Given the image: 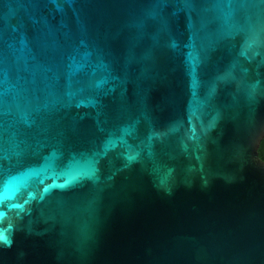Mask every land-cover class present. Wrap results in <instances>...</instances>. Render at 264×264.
I'll return each mask as SVG.
<instances>
[{"label":"water","instance_id":"water-1","mask_svg":"<svg viewBox=\"0 0 264 264\" xmlns=\"http://www.w3.org/2000/svg\"><path fill=\"white\" fill-rule=\"evenodd\" d=\"M263 139L264 6L0 0V264H264Z\"/></svg>","mask_w":264,"mask_h":264},{"label":"snow or ice","instance_id":"snow-or-ice-1","mask_svg":"<svg viewBox=\"0 0 264 264\" xmlns=\"http://www.w3.org/2000/svg\"><path fill=\"white\" fill-rule=\"evenodd\" d=\"M182 2L187 5V6H192L194 5L197 0H182ZM226 2L231 5V3L233 2V0H226ZM253 3L258 4L260 6H264V0H252ZM258 44V41L255 37H250L249 40L247 41V47L249 49L256 47ZM175 45H173L174 47ZM256 55H260L259 52L256 53ZM230 74H226L225 76L219 77L218 79L221 80H225L227 79V76ZM104 83V81H100L97 82V87H100L101 84ZM254 90V89H253ZM216 92V88L213 87L211 89H209L208 95L212 96L214 95ZM80 105L78 104L77 107H79ZM189 125L190 127L186 130L188 133L187 139L189 140H198L199 139V135L196 131V127L194 124H192V120H189ZM216 126V120H212L209 122L207 129H204L203 131L206 133L208 130H210L211 128H214ZM176 131V126L175 125H170L166 130L161 131V132H153L149 135L148 137V141H149V147L151 145V141L153 139V136H161V137H166L171 133H174ZM110 147H115V141L112 140L111 138H109L104 145V153L106 154L108 149ZM141 159V152L140 151H135V152H129L126 156H125V167H129L135 163H138ZM196 159L199 161L201 160V156L197 155ZM202 167V166H201ZM97 168L92 167L89 168L88 170H80V171H74L72 173H69L66 178L64 183L62 184H54L52 185L53 188H59V189H66L69 188L70 186L76 185L78 183H80L82 180H96L98 179L97 176ZM111 179V177H110ZM48 189H45V192H47ZM5 198H10L8 196V193H6L3 190H0V201H2ZM29 203V201H25L24 204H13L10 207L18 209L19 212L17 213V215H20V213H22L24 211V205ZM4 216L3 212H0V217ZM13 241L11 238V226L9 229H4L2 227H0V246H8L10 247L12 245Z\"/></svg>","mask_w":264,"mask_h":264},{"label":"flooded vegetation","instance_id":"flooded-vegetation-1","mask_svg":"<svg viewBox=\"0 0 264 264\" xmlns=\"http://www.w3.org/2000/svg\"><path fill=\"white\" fill-rule=\"evenodd\" d=\"M260 150L264 151V139H263V141L261 143Z\"/></svg>","mask_w":264,"mask_h":264},{"label":"trees","instance_id":"trees-1","mask_svg":"<svg viewBox=\"0 0 264 264\" xmlns=\"http://www.w3.org/2000/svg\"><path fill=\"white\" fill-rule=\"evenodd\" d=\"M260 156L264 159V151L260 150Z\"/></svg>","mask_w":264,"mask_h":264}]
</instances>
